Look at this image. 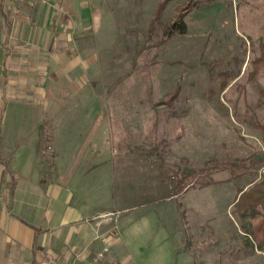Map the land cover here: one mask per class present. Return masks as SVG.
Returning <instances> with one entry per match:
<instances>
[{
    "label": "rangeland",
    "instance_id": "1",
    "mask_svg": "<svg viewBox=\"0 0 264 264\" xmlns=\"http://www.w3.org/2000/svg\"><path fill=\"white\" fill-rule=\"evenodd\" d=\"M67 1L54 11L67 26L78 15L72 40L95 67L51 78L87 79L83 98L57 84L67 97L45 102L99 110L103 264H264L233 213L264 171V0H171L160 14L164 0ZM188 3L186 33L167 38Z\"/></svg>",
    "mask_w": 264,
    "mask_h": 264
},
{
    "label": "crops",
    "instance_id": "2",
    "mask_svg": "<svg viewBox=\"0 0 264 264\" xmlns=\"http://www.w3.org/2000/svg\"><path fill=\"white\" fill-rule=\"evenodd\" d=\"M65 1L0 0V264H86L100 251L98 221L110 213L100 202V163L109 160L96 151L99 110L45 102L66 96L57 84L83 98L87 79L51 78L95 67L72 40L78 15L68 28L67 15L54 11ZM117 237L131 259L119 229Z\"/></svg>",
    "mask_w": 264,
    "mask_h": 264
},
{
    "label": "trees",
    "instance_id": "3",
    "mask_svg": "<svg viewBox=\"0 0 264 264\" xmlns=\"http://www.w3.org/2000/svg\"><path fill=\"white\" fill-rule=\"evenodd\" d=\"M170 1L171 0H164L159 5L157 14H160L162 9H164ZM190 9L191 6L189 3L184 7L176 9V20L169 25L165 32V36L167 38H172L174 35H184L186 33V25L183 19ZM259 43V55L252 60L254 74L264 69V39L260 40ZM174 96L175 95L172 94L169 97V100H171ZM236 168L238 169L239 166L232 165V171ZM242 175H245L244 171L235 175V177ZM183 180L185 179L179 181L176 187L180 188L184 183ZM248 186L249 187L247 189H241L238 192L233 203V213L238 216L244 235L253 242L258 250H262L264 249V171L260 174V176L252 179L248 183ZM106 256L107 253L104 255L99 264L105 263L104 260L106 259Z\"/></svg>",
    "mask_w": 264,
    "mask_h": 264
},
{
    "label": "built area",
    "instance_id": "4",
    "mask_svg": "<svg viewBox=\"0 0 264 264\" xmlns=\"http://www.w3.org/2000/svg\"><path fill=\"white\" fill-rule=\"evenodd\" d=\"M108 252V248H103L101 251L97 252L95 256L86 264H99L104 255ZM48 264H60L59 262H55L53 260H48ZM71 264V263H69Z\"/></svg>",
    "mask_w": 264,
    "mask_h": 264
}]
</instances>
